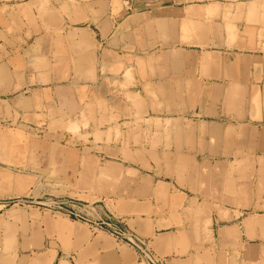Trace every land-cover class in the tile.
Masks as SVG:
<instances>
[{"label": "crops", "instance_id": "crops-1", "mask_svg": "<svg viewBox=\"0 0 264 264\" xmlns=\"http://www.w3.org/2000/svg\"><path fill=\"white\" fill-rule=\"evenodd\" d=\"M124 2L0 0V264H150L107 229L6 209L43 193L157 264H264L254 15L236 5L231 30L218 0Z\"/></svg>", "mask_w": 264, "mask_h": 264}, {"label": "rangeland", "instance_id": "rangeland-1", "mask_svg": "<svg viewBox=\"0 0 264 264\" xmlns=\"http://www.w3.org/2000/svg\"><path fill=\"white\" fill-rule=\"evenodd\" d=\"M218 1L221 3H227L228 5H234V7L228 8V11L226 12V16H227V19L229 22L228 28L231 30H236L237 29V27H236L237 23L236 22L241 21V18L239 16L237 17L236 13H233L236 5L243 6V9H244L243 20L245 22H246V19L247 20L250 19V15H254L253 20H255V25H250L249 29H253L254 31H256V33H258L256 46L259 48V51H261V53H264V0H218ZM124 4L127 5V3H125V2H124ZM252 10H255V11L248 13V11H252ZM248 14H249V16H248ZM246 15H247V18H246ZM233 38H235V36L232 37V39ZM119 126H121V125H119ZM75 127H76V125H73L69 129H72L71 131L75 132L76 130H73V128L75 129ZM135 127H136V125H135ZM125 129L126 128L123 127V130H125ZM132 144H134V143H132ZM49 196L50 195L48 193H43L41 195V197H38V198H33V197L24 198L25 200H29L31 202V203L25 204V205H17L16 203H17L18 199H13L10 202L7 201V203H5L6 204L5 206H7L6 209L9 207H22V208H26V209H39L42 211L43 210H45V211L49 210V211H52V213H55V212L59 213L57 209L53 210L52 208H50L51 203L58 202L59 200L76 202L74 199H67L66 196H63L61 198L54 199V200L48 199ZM76 203H78V202H76ZM98 231H101V230H98Z\"/></svg>", "mask_w": 264, "mask_h": 264}, {"label": "built area", "instance_id": "built-area-1", "mask_svg": "<svg viewBox=\"0 0 264 264\" xmlns=\"http://www.w3.org/2000/svg\"><path fill=\"white\" fill-rule=\"evenodd\" d=\"M139 0H125L127 6L131 3ZM31 203L29 200L18 199L17 205H25ZM50 208L57 209L59 213L65 214L74 218L77 221L87 225L91 231L96 232L98 230L107 229L110 235L117 241H127L128 244L133 247L139 256V259L146 260L150 264H157L155 257L151 254V251L147 247V244L140 240L135 241L128 238L127 234L113 226L101 218H96L89 213L90 211L95 213V208L89 203H76L74 201L59 200L58 202L51 203Z\"/></svg>", "mask_w": 264, "mask_h": 264}, {"label": "bare ground", "instance_id": "bare-ground-1", "mask_svg": "<svg viewBox=\"0 0 264 264\" xmlns=\"http://www.w3.org/2000/svg\"><path fill=\"white\" fill-rule=\"evenodd\" d=\"M252 17H254V16H252ZM156 33V32H155ZM224 35H225V33H224ZM236 40V39H235ZM263 83V82H262ZM5 122V121H4ZM88 125V124H87ZM70 130H72V129H70ZM73 130H75L74 128H73ZM4 133V132H3ZM82 134V133H81ZM14 143V142H13ZM12 146V145H11ZM15 146V145H14ZM13 148V147H12ZM9 152V151H8ZM161 258V257H160Z\"/></svg>", "mask_w": 264, "mask_h": 264}]
</instances>
